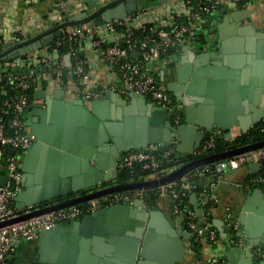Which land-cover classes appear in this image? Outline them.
Here are the masks:
<instances>
[{"label":"water","instance_id":"water-1","mask_svg":"<svg viewBox=\"0 0 264 264\" xmlns=\"http://www.w3.org/2000/svg\"><path fill=\"white\" fill-rule=\"evenodd\" d=\"M84 1L92 7L95 6L93 0ZM166 1L168 0H113L90 14L77 13L67 21L26 39L0 55L9 53L6 59H13L44 47L51 43L55 31L60 27L82 24L90 20L95 24H102ZM224 22H229V18H225ZM220 29L222 31V26ZM238 32L244 34L245 39L236 38L235 42L237 45L240 43L238 48L244 46L248 52L247 66L240 70L221 71V68L206 66L208 53L197 54L189 46L183 47L189 56L183 57L180 67L177 68V82L168 83V89L176 99L184 103V119L178 126L174 124L166 108L148 103L147 98L140 95V116L135 120L125 117L124 122L119 123L114 120H121L120 112L108 116L99 111L103 102L119 96L116 92H106L101 100L93 101L92 108H88L80 98L79 105L74 109L73 102L70 103L64 98L63 89L57 88L52 94L44 89L36 91L35 97L44 96L45 100L43 104L30 105L31 114L40 118H31L35 141L20 164L24 189L16 197V200L23 202L19 206L54 202L40 211L44 212L111 192L147 190L178 179L188 170L200 165L264 148L262 139L192 159L161 178L114 182L118 176L116 163L129 151L167 143L176 133H179V139L183 140L190 132H196L195 125L199 126L198 137H205L207 131L214 128L228 129L237 121L243 131L247 132L251 125L261 121L264 117V40L255 42L254 36L242 32V29ZM219 38L220 47L226 52L232 40H227L228 36L225 37L222 33ZM198 49L201 51L203 48L199 46ZM253 56L256 61H253ZM257 86L262 89L255 91ZM242 102L244 107H241ZM256 104L261 108H257ZM232 107H236L234 111L240 115H233L225 122L224 110ZM130 110H126V113ZM249 111L250 116L244 117V112ZM122 124L125 128L124 138L127 140L125 145L119 135ZM134 124L137 125L135 133L132 131ZM109 138L114 146L109 147L112 156L105 163L106 156L103 151L110 143ZM10 152L14 153L15 149ZM191 152L192 149L188 150V153ZM37 154L40 155V165L29 170L28 157ZM44 159L52 163L50 168L46 164L41 166ZM251 165L261 166L262 163ZM99 185L105 186L89 191L91 187L96 188ZM185 187L190 189L191 184H186ZM83 189L87 191L83 192ZM259 196H264V189L258 188L247 198L248 203L239 219L240 226L250 232V239L245 240L242 245H231L217 264H264V208L256 209L250 205ZM190 197L191 204L202 219L204 209L200 206L196 193H192ZM178 220L183 222L182 217ZM210 223L219 229L222 236H227L223 220L211 218ZM183 237H190L186 230L172 227L161 210L152 209L146 199H138L132 205L114 204L87 213L82 218L58 224L52 229H44L38 238V245L43 261L58 264H177L182 261L187 250ZM154 243L166 245L173 251L172 255L163 257L160 253L152 251L151 246ZM88 247H94L96 252V255L89 259L85 256ZM250 247H255L256 251H251ZM241 254L244 255L242 260ZM254 256H257V259H254Z\"/></svg>","mask_w":264,"mask_h":264},{"label":"built area","instance_id":"built-area-1","mask_svg":"<svg viewBox=\"0 0 264 264\" xmlns=\"http://www.w3.org/2000/svg\"><path fill=\"white\" fill-rule=\"evenodd\" d=\"M55 1L59 12L52 27L67 21L84 7L81 1ZM249 1L252 0H168L102 24H95L90 20L60 27L55 31L51 43L44 47L13 59H6L9 53L0 55V264H22L13 258L20 243L36 241L44 229H52L58 224L82 218L103 207L132 204L137 199H147L148 194L171 198L173 215L183 218L190 235L187 248L189 253L196 254L191 240L210 244L219 240V229L207 220V208H215L221 204L219 184L227 171L242 165L262 163V172L255 175L250 184L264 189V148L198 166L178 179L151 189L111 192L40 212L54 202L22 207L15 205L16 197L23 189L21 156L35 141L25 113L31 105L28 91L56 82L58 88L65 93H76L86 100L102 99L108 91L134 92L155 105L166 108L170 118L178 126L184 119V103L172 96L162 78V64L169 58L167 49L194 45L199 29L206 23L207 17L216 13L224 3ZM1 5L4 4H0V53H3L27 38L20 30H11L7 11L9 7ZM66 46L67 52H61L60 48ZM96 60L107 67V73L118 78L119 84L111 83L100 89L91 85L89 67ZM238 136L223 129L209 130L202 144L189 154L203 157L215 149L218 139L233 141ZM11 149H15V152L11 153ZM180 156L177 140L173 137L167 143L125 153L117 161L116 168L119 171L124 167L141 164L142 168L151 171L143 179L161 178L183 165ZM199 178L207 180L203 190L196 193L204 209L202 219L194 207L185 201L190 190L185 185L191 184L192 188L195 185L192 182ZM104 186L99 185L91 191ZM223 221L229 245L243 244L236 236L239 222L232 207H225ZM218 260V257L201 258L197 264H217Z\"/></svg>","mask_w":264,"mask_h":264},{"label":"crops","instance_id":"crops-1","mask_svg":"<svg viewBox=\"0 0 264 264\" xmlns=\"http://www.w3.org/2000/svg\"><path fill=\"white\" fill-rule=\"evenodd\" d=\"M16 0H2L0 1V4L3 7H9L8 17L10 20V28L11 30H20L25 38H30L42 31H45L49 28H51L54 24V20L58 16L59 7L55 0H32L31 3H29L28 0H18L19 2H15ZM28 1V2H27ZM76 3L81 1V3L84 4V7L78 10V13L80 12H86L87 14L92 13L95 9L101 7L104 3L109 2V0H93L95 2V6L92 7L90 4L85 2L84 0H74ZM229 18V22L225 23V18ZM92 21V20H91ZM225 23V24H224ZM206 24V23H205ZM203 25L198 32V35L200 36V39L196 40V43L194 45L189 46L191 50H194L199 53H208L206 66H215L218 68H221V71H234V70H240L247 66V58H248V52L243 47L238 48V45L235 41H237L236 38L241 39L242 37L245 39L244 34H240L238 31L239 29H242V32L254 36L255 42L259 40H264V36L258 37L257 34L264 35V1L263 0H252L248 3H233V2H226L224 3L220 9L214 13V17L211 20L210 23L207 25ZM222 26V31L220 27ZM252 31V33H251ZM223 36H228L227 40H232L229 42V46L226 52H224L220 47V41L219 38L221 33ZM198 36V37H199ZM225 40V39H224ZM197 41H199L197 43ZM226 41V40H225ZM244 42V41H243ZM199 46H202V50L200 51L198 49ZM184 46L179 47L178 49H174L170 54L169 58L166 59V61L162 64V78L164 82L168 85V83L177 82V68L180 67L183 57H188L189 54L187 51L183 49ZM253 61H256L257 59L253 56ZM264 58H262L263 60ZM212 62H216V64H213ZM90 83L91 85L96 88L100 89L102 87H106L107 85L111 83L119 84L118 78L111 73H107L106 66L104 64H101V61L96 60L95 62H91L90 65ZM38 69V68H37ZM42 86L38 87L34 90V94L31 97V104H43L44 103V96L40 98H36V91L44 89L47 93L52 94L55 89H57L59 86L56 84V82H52L49 84V86ZM256 89H262L261 86H257L254 88ZM115 92V91H111ZM116 98H110L107 101L103 102L101 107L99 108L100 113L107 114L108 116L117 115L119 112L122 115L121 120L118 121V119L115 118L114 122L123 123L125 117L132 118L135 120L140 115V107L138 103V97L139 95L135 94L134 92H126V93H120ZM172 96L175 97L173 92L170 91ZM105 95V94H104ZM104 97V96H103ZM67 101L70 103L73 102V107L76 109V107L79 105L80 101V95L76 93H65L64 97ZM176 98V97H175ZM83 99V98H82ZM101 100V99H100ZM84 104L88 108H92V103L95 100H86L83 99ZM148 103H151L149 99H147ZM241 107H244L243 102L241 103ZM257 108H261L259 104H256ZM128 109H131L126 113ZM236 107H232L230 109L225 108L224 112V121L227 122L230 120V118L233 117V115L236 117V115H240V113H237L234 111ZM73 114V112H70ZM251 114V111L245 113L244 117L248 118ZM25 117L27 120V123L29 125L30 131L31 129V118L37 117L39 119V116H33L31 114V109L28 108V110L25 113ZM264 117L261 119L263 120ZM67 120V119H66ZM39 120H37L38 122ZM38 124H40L38 122ZM45 124V123H44ZM43 125V123H42ZM124 125L121 126V131L119 133L123 145L127 144V140L124 138ZM253 125H251V128ZM137 128V125L134 124L132 127L133 133H135V129ZM250 128V129H251ZM196 132H190L187 137L183 138V140H180L179 133L174 134V138L177 140V150L180 153V155H187L188 150L192 149V152L196 150L203 142L205 137H198L197 130H199V126L195 125ZM214 129H223V128H214ZM226 131H230L234 134V136L241 135L242 133H245L243 129L241 128V125L238 123H233L232 126L228 129H223ZM72 135V131H71ZM75 139V138H74ZM172 140V139H171ZM109 144H107V149L104 148L105 151H103V154L106 156L104 158V162L107 163L108 158L112 156L111 149L109 147L114 146V143L112 142V139L109 138ZM198 143V144H197ZM197 144V146H196ZM183 148V149H182ZM28 151V150H27ZM25 151L21 156V163L24 160V157L27 153ZM114 156V155H113ZM40 155L37 154V156L32 155L28 157V168L29 170H33L37 168L40 165ZM20 163V164H21ZM257 163V162H252ZM252 163L242 165L241 167L237 169H231L227 171L223 177V181L218 186V191L220 194L221 204L217 207H215L212 212L213 216H211L213 219H219L223 220L224 214H225V207L230 206L234 210L235 217L239 222L241 213L244 210V206L248 203V197L254 192L257 191L258 188H261L256 185H251L250 180L259 173L262 172V165L261 166H254L251 165ZM43 166L46 164L50 168L51 162L44 159V162L41 163ZM60 167V165H58ZM22 173L23 170L21 169ZM106 171V170H105ZM207 180L199 179L197 180V183L195 185L204 184ZM194 185V186H195ZM205 185V184H204ZM193 186V187H194ZM203 186V185H202ZM98 187V186H97ZM192 187V188H193ZM95 186L91 187V189H94ZM190 188V189H192ZM24 189V184H23ZM22 189V190H23ZM86 189V188H85ZM83 189L82 191H87ZM262 189V188H261ZM196 193V192H193ZM192 194V193H191ZM155 201H153L154 205L151 206L152 209L156 208L163 212V214L167 217L169 222L171 223L172 227L186 230L185 224L182 222L180 223L178 218L173 215L171 210V198L168 196H154ZM191 199V197H190ZM138 200V199H137ZM147 201V199H146ZM136 201H134L135 203ZM148 202V201H147ZM191 202V200H190ZM23 202L16 200L15 205L19 206ZM132 203V204H134ZM131 204V205H132ZM250 205L256 209H263L264 208V196L257 197L256 201H252ZM25 206V205H24ZM201 206V205H200ZM22 207V206H20ZM135 219V217L133 218ZM209 221V219H207ZM238 234V238L241 239L243 242L245 240L250 239V232L240 226L239 223V229L236 233ZM227 237V236H226ZM226 237L223 236L222 240L217 241L215 244L210 243H204L202 246V252L201 257H197L194 253H189L187 250L185 252V255L180 263L177 264H197L199 260L209 257H218L222 258L225 256L226 251L230 248L231 245H229L228 241L226 240ZM184 244L188 248L189 238L183 237ZM158 244V245H157ZM93 245V244H92ZM242 245V244H241ZM152 251L158 252L163 257H167L172 255V250L169 247H166V245H161L160 243H154L151 246ZM250 250L255 252V247H250ZM96 255L94 247H88V252L86 253V258L89 259V257H93ZM264 255V254H263ZM244 255H240V259H243ZM246 256V255H245ZM13 258L20 261L22 264H58V263H52L43 261L41 259V254L39 252V245H38V239L36 241H24L21 242L15 255ZM85 258V259H86ZM254 259H257V256H254ZM247 261V260H246Z\"/></svg>","mask_w":264,"mask_h":264},{"label":"trees","instance_id":"trees-1","mask_svg":"<svg viewBox=\"0 0 264 264\" xmlns=\"http://www.w3.org/2000/svg\"><path fill=\"white\" fill-rule=\"evenodd\" d=\"M213 17H214V14L209 15L207 17V21H206L205 25L210 23L211 20L213 19ZM198 39H200V36L197 37L196 40H198ZM67 50H68V46L60 48V51L63 52V53L67 52ZM172 51H173V48H169V49H167L166 53L170 54ZM33 94H34V90L33 89L28 91V95H29L30 99H31ZM0 98H1V96H0ZM0 103H1V100H0ZM262 139H264V119L261 120L260 122H258L257 124H255L249 131L239 135L233 141H224V140H222V138L218 139L216 141L215 149L209 151L208 154L213 153V152L224 151V150L229 149V148L237 147V146L244 145V144L251 143V142L260 141ZM208 154H204V156L208 155ZM197 158H200V157L199 156L194 157L191 154L181 155L180 156V160L183 162V164L188 162V161H190V160H192V159H197ZM200 166H202V165H200ZM191 170L192 169L188 170L187 172H189ZM150 173H151V171L148 170V169L142 168L141 164H135L133 166L124 167V168L119 169L118 176L116 177L114 182L123 183V182H127V181L142 180L143 178L148 176ZM200 180H201V178H199V181ZM110 182H112V181H110ZM204 184H206V183H204ZM204 184H199L198 183L192 189L189 190L188 196L185 198V201L190 206H193L191 204V202H190L191 193L196 192L197 194H199L203 190ZM154 196H155L154 194H148L147 195V201L151 205H153V201H155V197ZM213 209L214 208L212 206H209L207 208V212L206 213H207V216H208V219H209V223H210V219L212 218L211 216H213V212H212ZM218 235H219V240H222L223 236L221 235L219 230H218ZM226 240L228 241V237H226ZM191 244H192L194 250L196 251V256L197 257L200 256L201 252H202L201 250H202V246H203L204 242L191 240ZM213 244H215V243H213Z\"/></svg>","mask_w":264,"mask_h":264}]
</instances>
